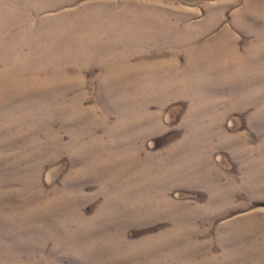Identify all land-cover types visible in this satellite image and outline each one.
Wrapping results in <instances>:
<instances>
[{"label":"rangeland","instance_id":"rangeland-1","mask_svg":"<svg viewBox=\"0 0 264 264\" xmlns=\"http://www.w3.org/2000/svg\"><path fill=\"white\" fill-rule=\"evenodd\" d=\"M0 264H264V0H0Z\"/></svg>","mask_w":264,"mask_h":264}]
</instances>
